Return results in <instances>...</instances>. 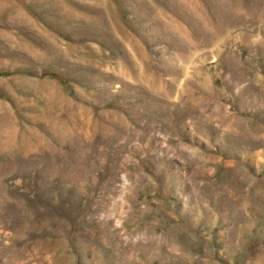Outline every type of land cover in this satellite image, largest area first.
<instances>
[{"label":"rangeland","instance_id":"rangeland-1","mask_svg":"<svg viewBox=\"0 0 264 264\" xmlns=\"http://www.w3.org/2000/svg\"><path fill=\"white\" fill-rule=\"evenodd\" d=\"M0 264H264V0H0Z\"/></svg>","mask_w":264,"mask_h":264}]
</instances>
